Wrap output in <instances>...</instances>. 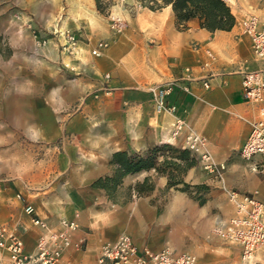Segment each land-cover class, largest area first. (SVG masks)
Wrapping results in <instances>:
<instances>
[{
  "label": "crops",
  "instance_id": "obj_1",
  "mask_svg": "<svg viewBox=\"0 0 264 264\" xmlns=\"http://www.w3.org/2000/svg\"><path fill=\"white\" fill-rule=\"evenodd\" d=\"M259 1L234 0L228 6L236 22L252 7L264 24ZM126 18L122 34L111 33L103 23L97 33L83 27L85 37L109 44L100 57L85 56L83 70L74 79L78 92L98 86L108 74L107 91L99 100L82 101L70 112L68 100L46 94L44 102L34 99L19 107L24 109L17 116H3L7 123L29 125L31 139L46 145L63 141L53 145L51 164L43 166L35 159L27 181L0 178V224L16 228L29 252L40 230L23 212L24 202L53 228L59 219L75 220L79 228L72 240L84 239L85 244L81 251L64 252V259L74 264L93 262L101 245L121 233L138 249L174 246L195 255L197 264H235L239 256L231 262L226 244L209 231L234 214L226 189L250 194L264 204V178L239 156L250 130L247 121L257 116L258 108L243 99L241 72L264 70V61L253 58L249 39L238 35L236 23L230 31L210 32L193 19L179 28L170 6L158 11L134 7ZM194 43L199 50L192 49ZM204 49L212 52L213 60ZM60 83L69 81L61 75ZM166 83L173 85L167 101L177 107L174 114L157 111L149 92L151 86ZM176 118L203 136L214 159L226 166L221 179L203 170L200 162L187 172V184L207 187L203 205L186 192L168 189L167 178L154 169L123 176L117 199L91 186L112 173L110 160L116 152L134 154L162 143L183 148V136L170 135ZM145 180L152 181V189L136 191ZM22 191L30 196L24 202L16 199Z\"/></svg>",
  "mask_w": 264,
  "mask_h": 264
},
{
  "label": "rangeland",
  "instance_id": "obj_2",
  "mask_svg": "<svg viewBox=\"0 0 264 264\" xmlns=\"http://www.w3.org/2000/svg\"><path fill=\"white\" fill-rule=\"evenodd\" d=\"M106 1L110 2V6L100 13L95 0H0V178L6 176L13 181H27L25 175H28L30 165L36 164L35 159L43 166L51 164L53 145L59 147L63 141L58 139L46 145L45 141L31 139L29 125L7 123L3 116H17L19 110L24 109L19 107H26L34 99L44 102L48 97L46 94H52L55 99L63 97L68 100L72 104L68 111L72 112L73 105L99 100L100 93L107 91L110 77L106 79L103 75L98 86L77 92L74 79L83 70L85 56L98 58L92 56L90 50L99 40L85 37L83 27L97 33L103 23L111 33H115L109 29V22L111 15H118L122 29L115 34H122L130 10L142 7L137 2L130 4L127 0ZM258 8L264 11V0L259 1ZM253 10L257 13V9ZM61 32L74 36L76 44L73 54L63 51V40L59 36ZM61 75L69 81L67 85H61ZM95 94L97 98L93 97ZM198 163L197 160L195 166ZM190 169L180 176L183 181ZM148 184L153 185L152 181ZM190 186L186 192L190 197L204 195L201 190L196 194V189ZM117 191L115 188L111 192L112 199L118 198ZM11 193L13 195L14 192ZM22 196L24 200L30 197L24 191ZM221 241L226 244L231 262L237 260L240 253L238 245Z\"/></svg>",
  "mask_w": 264,
  "mask_h": 264
},
{
  "label": "built area",
  "instance_id": "obj_3",
  "mask_svg": "<svg viewBox=\"0 0 264 264\" xmlns=\"http://www.w3.org/2000/svg\"><path fill=\"white\" fill-rule=\"evenodd\" d=\"M223 1L227 5L234 3V0ZM235 23L238 35L249 39L253 58L264 61V24L259 15L249 7ZM121 25L118 15L110 16L109 29L112 32H120ZM59 36L63 40V51L73 54L76 44L74 36L64 32L59 33ZM107 48L108 42L99 40L91 48L90 54L99 57ZM192 49L199 50V45L194 43ZM204 52L208 59H214L209 49H204ZM104 77L108 79L110 76L106 74ZM203 87L208 88V82H204ZM172 88L171 83L149 88L157 111L168 114L176 112L177 107L167 101ZM183 90L188 92L187 87ZM241 91L245 102L258 108L257 116L247 121L250 130L239 149V156L251 172L264 178V70H243ZM93 97L97 98L98 95ZM170 135L172 138L183 136V148L202 164L203 170L221 179L226 166L214 159L203 136L189 129L179 118L175 119ZM226 196L234 214L227 220L217 221L209 235L238 245L240 253L235 264H264V204L250 194L233 190L226 189ZM16 199L24 202L20 193ZM23 211L30 218L31 225L40 230L34 247L29 252L25 251L18 230L0 224V264H74L64 259V252L69 248L83 250L84 239L72 240V234L79 228L77 222L59 219L58 227L53 228L27 202H24ZM88 264H197V258L189 252H178L168 246L158 251L138 249L127 234L121 233L115 241L103 243L96 259Z\"/></svg>",
  "mask_w": 264,
  "mask_h": 264
},
{
  "label": "trees",
  "instance_id": "obj_4",
  "mask_svg": "<svg viewBox=\"0 0 264 264\" xmlns=\"http://www.w3.org/2000/svg\"><path fill=\"white\" fill-rule=\"evenodd\" d=\"M142 8L158 11L170 6L176 24L179 28H185L189 20L196 19L201 28L210 32L217 30L230 31L235 25V17L223 0H134ZM96 9L102 13L109 6L106 0H95ZM110 164L113 165L109 176L98 178L91 186L104 189L110 197L111 192L119 186L123 176L137 173L142 170L154 169L157 174L167 178V188H174L181 192H188L190 185L180 177L188 169L197 164V159L191 156L184 148H177L168 144L154 146L143 152L127 154L116 152L112 155ZM196 194L201 190L206 192L204 185L193 186ZM152 186L147 180L136 187V191H150ZM192 196V195H191ZM204 195L192 196L199 205L205 202ZM111 198V197H110Z\"/></svg>",
  "mask_w": 264,
  "mask_h": 264
}]
</instances>
